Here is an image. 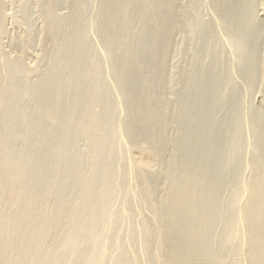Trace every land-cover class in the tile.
<instances>
[{
	"label": "bare ground",
	"instance_id": "bare-ground-1",
	"mask_svg": "<svg viewBox=\"0 0 264 264\" xmlns=\"http://www.w3.org/2000/svg\"><path fill=\"white\" fill-rule=\"evenodd\" d=\"M101 1L102 9H100L99 16L101 18L99 21L103 17L104 20L102 21L104 22L100 23L102 24L100 29H102L105 50L108 51L110 56L113 53L121 56L119 59L123 60L122 65L116 69L117 71L121 70L119 74H122V71H127L129 67L131 68V65L135 67L133 74L129 75L130 79L122 83L123 89L121 90L127 110H129L127 112L128 118L125 132L133 140L136 150L133 165L136 171V179L134 180V182L136 181L137 190L136 201L148 210L149 216L146 218L144 217L145 215L143 216L144 220L141 223L140 233L130 230L125 234L120 232L119 235L115 236V240L111 241L113 245H120L121 243L123 246L120 248L121 245H118L120 248L118 251L113 246L117 252L113 255H107L110 245L106 240V233L114 229L118 221L122 219L129 220L134 215L132 213L134 210L131 212L132 205H129L130 203L134 204L132 203L133 201L129 203L126 196L122 197V214L118 216L112 212L109 213L108 210L111 207H109V203L98 212L91 211L87 217L78 216L80 214L76 215L77 213L72 210L68 219L69 234L67 233L63 239L59 242L57 241L58 244L56 243V246L53 245L48 250L43 248L42 240L50 235L54 226L50 228L45 226L44 230L41 229V236L35 237L37 232L34 233L35 226L32 225L34 232H31L32 229L30 230V239L32 241L33 237H35L37 242L34 241L35 251H33L34 248L31 249L34 252L33 254H35V256L31 254L33 257V260H31L34 264H131L129 262L136 260L137 255L134 254V258L126 249V245L135 247L139 243L143 253L146 251V255H148L147 252H151L155 256V260L160 258L165 264H264V103L262 104L264 102V52H261V49H264V18L260 20L257 12L258 6L264 7V0H261L262 2L259 5H257L259 2L257 0H212L211 8L216 16L217 24L215 26L212 25V27L206 25L208 28H204L205 22L203 23V17L207 14L205 13L203 16L207 0H191L188 3H183L185 5H182L181 11H177L175 8L176 0ZM78 2L80 3L82 0ZM86 2L88 1L85 0ZM209 4L210 2H208L207 6ZM262 11L264 12V8ZM256 21H260L261 24L260 27L254 30ZM175 33H178L181 37V44L180 46L179 44L177 45L180 48L176 53L181 61L174 68V70L178 71L177 80L173 79V77H176L175 75L168 76V78L164 75L166 73V71L164 73L166 69L165 56L172 48ZM222 36L225 38L224 40L221 38ZM80 38L81 36L77 37L78 40ZM216 39L219 42H216ZM74 40L73 42L76 44ZM76 48L77 46L74 47V49ZM77 49L76 51H79V47ZM105 55L107 56V54ZM70 56L72 57V55ZM143 68L147 70V73H144ZM256 72L261 73L259 75ZM117 74L116 76H118ZM124 74L126 75V73ZM110 85L112 84H109V88ZM167 85L170 87L168 91L172 90V96L175 98L170 102L166 101L167 98L165 97ZM105 95L103 97H107ZM55 96L57 97V94ZM59 96L61 98L62 95ZM257 96H260L262 101H258L259 103L261 102V105L258 103L259 106L256 108L254 105ZM58 103L60 102L58 101L55 104L57 105ZM53 104H51L49 110L54 108ZM57 106L55 107L57 108ZM14 112L13 114L11 112V115H8L9 117L5 121L2 118L3 122H0L2 134L3 132L8 134L12 129L11 127H13L12 125L16 121L17 116V114L15 116L16 112ZM255 112L260 115L258 119H256L257 114L254 115ZM50 115L52 116L51 113ZM50 115L48 114V116ZM170 127L175 128L176 131L173 137L167 135V129H170ZM52 133L54 134V132ZM65 137H63V140H65ZM2 138L4 139V137ZM60 143L62 142L60 141ZM56 144H58V141ZM49 146L51 145L49 144ZM52 146L54 148V145ZM66 147L68 148V146ZM8 149L5 153L2 152L0 156V169L4 170L8 168L7 166H10V169H7V178L4 181H0V189L3 184L7 187L8 183L9 185L11 183L16 184V182L25 178V173L21 177L24 163L18 161L17 164H14V167L8 165L15 161L13 154L15 150ZM59 149L61 148L59 147ZM66 149L65 151H67ZM49 153L47 155H51V152ZM166 155H168L167 159L165 158ZM30 156L25 155V158ZM50 158H47V160ZM63 158L65 159V157ZM41 160L43 161V159ZM30 162L26 161L25 163ZM25 167H27L26 164ZM39 170L41 171V169ZM152 170L158 172L159 175H154L155 179L153 177V181H149L148 173ZM26 172L27 175L25 176L28 178L29 172ZM46 172L45 174L52 176ZM41 173L44 174L43 171ZM41 173L38 175H42ZM132 175L134 174L132 173ZM109 176L111 175L109 174ZM103 177H106L104 179L107 181L108 173L107 176ZM42 178L44 179V177ZM161 178L165 181L166 186L164 195L159 197L155 185ZM51 179L53 180L52 185L54 183L57 184L60 179L57 162ZM23 181L25 183V180ZM36 183L39 185V182L35 181ZM105 184L108 186V183ZM16 185L18 186V184ZM46 185L48 186V184ZM134 185L135 183H133V187ZM23 186L21 184L19 187ZM8 188L4 187V190ZM38 188H41V186ZM104 188L106 189V185ZM23 189L19 188L22 192L24 191ZM36 190H34V193L32 191V195L35 194L33 195L34 198L38 191L42 192L41 189L36 188ZM12 191H14L13 188ZM21 191L18 192L21 193ZM20 193L15 194L17 195L16 197ZM106 193V191H103L99 194V197H95L98 199L105 197ZM122 193L124 191L120 193L123 196ZM26 194H30V192ZM40 194L42 196V193ZM6 196L10 195L6 194ZM24 197L22 196L23 199ZM28 197L31 198V196ZM24 200L26 201L25 205H27V198ZM95 200L90 195L88 204L85 205L83 203V206L91 205ZM33 201L31 202L33 203ZM19 202L14 200V203ZM21 204L24 205L23 202ZM80 205L82 206V204ZM28 206L30 205L28 204ZM34 207L33 209H36ZM61 207L63 208V206ZM26 208L28 209V207ZM1 217L5 218V216L0 214V221ZM104 219H106V222ZM29 221L31 220H28L26 224L24 223L25 221H22L23 224L21 225L25 224L29 228ZM14 223L11 225V227H15V229L13 228L14 230L10 229L11 227L8 225L7 227L9 228L2 231V224L0 225V237L6 243L5 246H10L11 244L13 246L12 239L17 234L16 227L18 224L14 226ZM4 225L6 224L4 223ZM18 227L20 228V225ZM3 228L6 227L4 226ZM38 228H41V226ZM22 229L23 226L20 230ZM27 229L24 230L26 231L24 233L28 235ZM23 235L21 238L27 236L23 237ZM26 238L20 240H28ZM23 241L21 242L23 251H27V247H30L29 241ZM0 244L4 246L1 241ZM13 248H16V246H13ZM0 249H3V247H0ZM8 250H5V252ZM115 250L113 249V251ZM20 251L19 253L21 254L22 251ZM243 253L247 254V261L241 259ZM149 256H151L150 253ZM4 257L3 259L0 257L2 261L6 260ZM24 259L23 253V256L16 259L17 264L23 262ZM6 262L8 264V261ZM0 264L6 263L0 261Z\"/></svg>",
	"mask_w": 264,
	"mask_h": 264
},
{
	"label": "rangeland",
	"instance_id": "rangeland-1",
	"mask_svg": "<svg viewBox=\"0 0 264 264\" xmlns=\"http://www.w3.org/2000/svg\"><path fill=\"white\" fill-rule=\"evenodd\" d=\"M78 1L77 0H0V83H1L0 101L2 103V104L0 103V122L2 123L3 120L5 121L7 117H9L8 115H11V112L13 114V111L16 112V113L14 112L15 116L17 114L16 121H14L12 125L13 127H11L12 129L10 130V132H8V134L6 132H3L2 134V132L0 131V156L2 155L1 153L2 152L5 153V151H7L8 148H9L8 150L10 149H12L13 151L15 150L13 152L15 161L8 165L14 167L15 166L14 164H17L18 161H21L22 163H24V168L23 171L21 172V175L23 173L27 175L26 171H28L29 173L32 171V173H30L32 174V176H30V174L28 173L29 176L28 178L27 176L24 175L26 179L22 178L21 179L22 181L19 180L18 182H16L18 186L12 183L9 185L8 183L7 187L4 186L3 184L2 186L3 188L1 187L0 189L1 191L4 190V187L5 188L9 187L8 189L1 191L0 194V207H1L0 214L2 216H5L4 219L3 217H1L0 225L2 224L3 226L4 223L6 224L4 225L6 228H3L4 226L3 227L1 226L2 229L1 228L0 229L4 231L3 229L9 228L7 227L8 225H10L11 227V225L14 222H15L14 226L17 223L20 225L19 228L18 227L19 225L17 224L16 227L17 234L15 232L16 235L14 234L15 236L12 239L13 246L14 247L16 246V248H13L12 244L10 245L12 246L11 248L10 246H5L6 243H4L3 239L0 237L1 243L4 244L5 246L4 247L3 245L0 244V247H3V249H0V251L2 250L0 257L3 259V257L6 256L4 257V259H6L5 261L4 260L2 261V259L0 258V261L2 263L4 262L7 264L6 261H8V264H17L16 259H18L20 256H23L24 253L25 256L24 261L18 264H26V263L32 264L33 263L32 255L35 256V254H33L34 253L33 251H35L34 248L35 242H37L35 241L36 239L35 237L41 236L42 233L41 229L44 230L45 226L46 228H50L53 226L54 227L52 229L53 231L50 233V235H48L49 237L47 236V238H44L46 240L44 239L42 240L43 248L45 250H48L49 248H52L53 245L56 246V243L58 244V242L61 239H63L67 233L69 234L68 219H69V215L71 214L70 212L72 210H74L77 213L76 215L80 214L78 216L87 217L91 211L94 210L95 212H98L103 206L109 203V207L111 206L110 209L108 208L109 213L112 212L114 215L118 216L122 214V209H123L122 197L126 196L129 200V203L133 201L132 203L134 204L131 203L129 204L130 206L132 205L131 212L134 210L132 212L134 214L132 215L133 217L131 216L132 218L130 217L129 220L119 219L120 221H118L116 227H114V229L106 233L105 236L106 240L109 243L110 248L112 249L111 250L109 248L107 255L110 254L113 255L118 251V249H120L123 246L121 243H120L121 246L118 244L120 248L118 245H113V242L111 241L115 240L114 239L116 238L115 236L119 235L120 232L122 234H125L130 230L140 233L141 223L144 220L143 216L145 215L144 216L145 218L149 216L148 210H146V208H144L142 205H140V203L136 201V196H137L136 181L134 182V180L136 179L135 178L136 171H135V167L133 166L136 150L133 140L125 132V125L127 123V118H128L127 112L129 110H127L128 108L126 106L121 90L123 89L122 83L124 81H127V79H130V76L131 74H133L135 67L131 65V68L129 67L127 71L125 72L122 71L123 73H126V75L125 74L123 75V73L122 74L120 73L121 74L120 75L119 72L121 70L117 71L116 69L122 65L123 60L121 61L119 59L121 58V56H119L118 54L117 56L116 53H113V55L110 56L108 51L105 50L106 49L105 43L103 41L102 32H101L102 29H100L102 25L100 23L104 22L102 21L104 20L103 17L102 20L99 21L101 18V16L99 15L101 12L100 9H102V1L86 0L88 1L86 3L85 0H82V2L80 3ZM189 1L191 0H176L177 2L175 4L176 10L181 11L183 8L182 5H185L183 3H188ZM211 1L212 0H207V5L208 2H210V4L209 6L207 5L205 6V12L203 13V16L205 15V13H207L205 15L206 17L205 16L203 17V23L205 22L204 23L205 26L203 25L204 28L206 27V25H208V27L209 25L210 27H212V25L215 26L217 24L216 16L214 15V11L211 8L212 7ZM257 1H259L257 5H259V3L262 2L261 0H257ZM261 7L262 6H258L257 9L260 20L264 18V12L262 11L264 7L263 8ZM259 12L261 13L259 14ZM260 24H261L260 21L259 22L256 21V24L254 25L255 26L254 30L255 28L257 29L258 27H260ZM177 34L178 33L174 34L172 46H171L172 48L165 56L166 69L164 70V73L166 71L164 75H166L167 78L168 76L170 77L175 75L177 78L173 77L174 80L178 79L177 76L178 71L176 69L174 70V68L177 65H179L181 61L180 58L177 57L176 55V53L178 52L177 50L180 48L179 46L181 44V37L179 34L178 35ZM80 36H81L80 38L81 41L80 39L79 40L77 39V37L79 38ZM221 38H223V36ZM224 39L225 38H223V40ZM73 40L76 41V44L73 42ZM217 40L218 39H216V42H219ZM223 40L221 41L224 42ZM178 44L179 46L177 47ZM75 45L77 46V48L79 47V51H76L77 48L74 49V47H76ZM81 52L83 55L80 54ZM261 52L263 53L264 49H261ZM105 54H107V56ZM70 55H72V57ZM108 56L110 57L108 58ZM55 67L59 69H56ZM145 68L147 69V67ZM61 69L63 70V72H66L67 74L61 72L62 71ZM146 69L143 68L144 73H147ZM114 70L116 73H118L117 74L118 76H116ZM130 71L132 73H128ZM9 72L11 73V75ZM173 72L176 74H174ZM256 73L260 75L261 72L260 73L256 72ZM86 74H88L89 76ZM123 76L125 77L127 76V77L125 78ZM166 77L164 78L167 79ZM117 81L119 82L116 83ZM102 84H104V86H102ZM109 84H112L110 85V88H109ZM108 89L111 90L109 91ZM166 90H165V97L167 98L166 101L168 102L173 101L175 99L172 96L173 91L172 90L168 91L170 90L169 86L166 87ZM58 93H60L59 95L63 96V97L61 96L62 99L59 98L60 96L58 95ZM55 94H57V97L58 96L59 97L57 98ZM104 94H106L107 97H103ZM1 96L5 99L7 98V100L3 99ZM258 97L260 98V96H257L256 98L257 100L254 105V107L256 108L257 106H259V104L261 105V102L259 103L258 101L259 100L262 101L261 98L259 99ZM58 101L60 103H58L57 106L55 103ZM76 102L78 103L77 105ZM263 103L264 102H262V104ZM47 104L49 105L48 108H47L48 106ZM51 104H53L56 110L54 108L52 109L53 111L49 110ZM55 106H57V108ZM61 106L63 109L61 108ZM47 111L48 114L50 115L51 113L52 116L51 115L48 116ZM37 115L40 117H38ZM254 115H256L257 117V118L255 117L256 119L260 117L258 112L257 113L255 112ZM54 127L56 128L54 129ZM52 132H54V134ZM5 133H6V137H5ZM51 133L53 134V136L54 135L56 136L53 137ZM61 133L62 135H60ZM175 134H176L175 128L170 127V129H167L168 136L173 137L175 136ZM2 137H4V139ZM23 137L27 139H24ZM63 137H65L64 138L65 140H63ZM59 140L63 144L64 143L65 144L63 145L62 143H60L61 146H59L60 145ZM46 141H48L47 142L48 144L46 143ZM57 141L59 145L56 144ZM53 142H55V144H53ZM49 144L51 146H49ZM52 145H54V148H52L53 147ZM66 146H68V148ZM59 147L61 149H59ZM55 149L56 151L57 150L60 151H57V153H55L56 152ZM65 149L67 151H65ZM49 152H51V155H47L50 154ZM24 153L27 156L28 155L31 156L29 158L28 157L25 158ZM52 153L54 154L52 155ZM168 155H166L165 157L166 159L168 158ZM52 156L54 159L52 158ZM49 157L51 158L47 160V158ZM62 157H65V159L63 158L64 159L63 160ZM41 159H43V161ZM24 161L25 162L33 161V162L25 163ZM56 162L58 163V175L60 179L57 181V184L54 183V185H52L53 180L51 178L53 177L54 171L56 169ZM25 164L27 165V167H25ZM7 167H8L7 169L9 170L10 166ZM5 169L4 170L0 169L2 172L4 171L3 172L4 174L2 172L0 173V178H2L0 181H4L7 178L6 174H8V170ZM39 169H41V171H43L44 174L41 173ZM106 171L108 173V180L110 179V181L108 180L105 181L104 178L106 177H103V176H107ZM45 172L50 173V175L52 176L45 174ZM40 173L43 176L38 175ZM132 173L134 175H132ZM91 174L94 175L92 176ZM109 174L111 176H109ZM157 174L158 172H154L153 170L149 172L148 173L149 181H153L152 179L154 175L157 176ZM47 175L49 176V181ZM38 176L40 177V179ZM21 177H23V175ZM42 177H44V179ZM93 177L95 178V180ZM23 180H25V183ZM45 180H47L48 182ZM90 180L92 181L90 182ZM35 181L39 182V185L38 183L35 184ZM45 183L48 184V186ZM104 183H108V186L107 184H105L106 189L104 188L105 187ZM133 183H135L134 185L135 188L133 187ZM21 184L22 186L23 185L24 186L19 187L21 186ZM41 184H45V185H41ZM165 184H166L165 181L161 178L158 180V182L155 185V189L159 197H162L164 195L165 186H166ZM40 186L41 188H38ZM11 187L15 192L12 191ZM120 187H122V189H120ZM19 188L21 189L24 188L23 190L25 192L24 191L22 192L21 190H19ZM36 188L41 189L42 191V192L38 191V193L36 192L39 198L37 195L34 198L33 195L35 194L32 195V191L34 193V190H36ZM16 190L21 191V193ZM121 190L124 191V193H122L123 196L120 194L121 192H123ZM103 191L107 192L105 197L99 199L95 197V196L99 197V194L102 193ZM4 192L10 196H6ZM16 192L18 194L20 193L18 197H16L17 195H15L17 194ZM29 192L31 195L30 194L25 195V193H29ZM12 193L14 194L12 195ZM40 193H42V196ZM27 195L31 196V198L28 197ZM90 195L93 197V200L94 199L96 200L91 205L85 206L88 204L87 202ZM22 196L23 197L25 196L24 199L27 198L28 200L27 203L30 206H28V204L25 205L26 201L22 198ZM43 198L44 200H42ZM14 200L15 202L17 201L18 202L21 201V202L14 203ZM29 200L31 201L34 200L35 202L33 201L32 203ZM22 202L24 203V205L21 204ZM83 203L85 204L84 206ZM80 204H82L83 207ZM60 205L63 206V208ZM26 207H28V209ZM33 207L36 208L37 211L36 209H33ZM59 207L60 209H58ZM19 210L21 212L20 215H19ZM26 210L27 212L29 211L28 214ZM39 210L40 212H38ZM23 211H24V215H26L25 217L23 215ZM142 211L143 213H141ZM18 215L21 217H19ZM8 216L9 218H7ZM21 219H24L22 221H25L24 222L25 224L26 222H28V220L32 221V222L29 221V223L31 222L30 224L28 223L29 228L26 227L25 224L21 225L23 224ZM104 221L106 222V219H104ZM123 223L125 224L126 227L124 226ZM35 224L40 225L41 228H38L40 226ZM32 225L35 226V228ZM22 226L23 229L20 230ZM13 228L15 229V227L13 226L10 229ZM86 228H88V226H86ZM25 229H27L28 235L27 233H24L26 232L24 231ZM18 230H19V235H18ZM30 230L31 232L35 231L34 233L37 232L35 237L32 236L33 237L32 241L30 239L31 236ZM22 235L23 237L27 235L26 237L28 238V240H24V241L22 240V241L23 242L29 241L30 244V247H27L26 249L27 251L25 250L23 251V247H22L23 244L21 243L22 241L20 239H25L26 237L21 238ZM113 246L116 248L117 251ZM4 249L5 250L10 249V250L5 252ZM31 249H33V251H31ZM113 249L115 251H113ZM126 249H128L129 253L132 254L134 258H135L134 254L137 255L135 258L136 260H134L133 262L132 261L129 262L131 264H165L164 262H162V259L160 258L159 260H155L154 258L155 256H153L151 252H147L148 255H146V251H144L143 253L141 251L139 243H137L135 247L128 246L127 244ZM3 250L5 253L3 252ZM19 251L21 252L22 255L19 253ZM149 253L151 256H149ZM27 254L29 255V257ZM246 255H247L246 253H243L241 255L242 256L241 259L243 261L244 260L247 261ZM152 256L153 258L151 260Z\"/></svg>",
	"mask_w": 264,
	"mask_h": 264
}]
</instances>
